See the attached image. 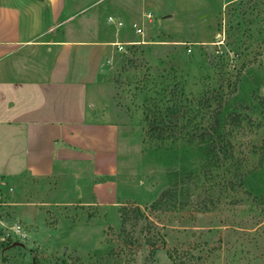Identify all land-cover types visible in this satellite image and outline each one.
Masks as SVG:
<instances>
[{
  "label": "rangeland",
  "instance_id": "obj_1",
  "mask_svg": "<svg viewBox=\"0 0 264 264\" xmlns=\"http://www.w3.org/2000/svg\"><path fill=\"white\" fill-rule=\"evenodd\" d=\"M82 1L90 13L111 0ZM126 1L127 19L111 23L126 43L111 45V98L99 106L116 108L140 148L121 161L111 201L67 200L46 182L5 180L0 264H264V0ZM147 106L160 111L164 134L180 138L147 133ZM216 108L230 116L231 154L222 160L185 140Z\"/></svg>",
  "mask_w": 264,
  "mask_h": 264
},
{
  "label": "crops",
  "instance_id": "obj_2",
  "mask_svg": "<svg viewBox=\"0 0 264 264\" xmlns=\"http://www.w3.org/2000/svg\"><path fill=\"white\" fill-rule=\"evenodd\" d=\"M87 3L0 0V181L46 182L52 195L95 203L112 200L121 161L141 143L114 106H99L111 98L104 70L124 31L110 20H126L133 4L89 13Z\"/></svg>",
  "mask_w": 264,
  "mask_h": 264
},
{
  "label": "trees",
  "instance_id": "obj_3",
  "mask_svg": "<svg viewBox=\"0 0 264 264\" xmlns=\"http://www.w3.org/2000/svg\"><path fill=\"white\" fill-rule=\"evenodd\" d=\"M169 91V90H168ZM173 94L183 95V89L179 88L178 91H175V87L170 91ZM181 99V98H180ZM157 101V100H153ZM176 99L173 101V104L176 103ZM156 106V102L153 103ZM166 110L172 112L174 117V124L178 123L179 116H176V112L178 109L175 107L166 106ZM160 111L150 110L149 106L145 108L144 112V120L147 122V133H152V135L156 136L160 140H165L171 138L172 140H176L180 138L179 132L176 133L174 130H169L166 134H164L165 129H163L162 119H160L159 115ZM239 115V114H237ZM236 115V116H237ZM172 116V114L170 115ZM230 116H224L220 109L216 108V110L212 111L206 120V124L202 125L201 131L196 134L185 133V140L187 143H195L198 146V150L201 151L202 155L207 158H214L215 160H222L230 156L231 154V144L227 137V131L225 129V125L227 122V118ZM237 120L239 121V116H237ZM169 119H171L169 117ZM161 124V125H160ZM183 129L182 127L180 128ZM173 131V132H171ZM184 135V134H183ZM183 137V136H182ZM184 138V137H183ZM230 152V153H229ZM177 171H172L169 173V179L172 175H176ZM173 185L161 191L159 196L151 203L152 206H156L160 204L164 199H167L172 192Z\"/></svg>",
  "mask_w": 264,
  "mask_h": 264
},
{
  "label": "built area",
  "instance_id": "obj_4",
  "mask_svg": "<svg viewBox=\"0 0 264 264\" xmlns=\"http://www.w3.org/2000/svg\"><path fill=\"white\" fill-rule=\"evenodd\" d=\"M150 16H151L150 13H145L144 14V18H146V19L150 18ZM110 21L115 22L113 20H110ZM142 23H140V24L133 23L132 24V27L134 28L135 32L138 33V34H142L143 33V24ZM116 24L117 25H121L122 23L120 21H116ZM124 43H126V42H118L117 41V42H114V45H116V47L118 49H123ZM4 185H5V182H0V192H1L2 188L4 187ZM0 224H3V221L1 219H0ZM13 228L16 231H18L20 229V226L18 224H14Z\"/></svg>",
  "mask_w": 264,
  "mask_h": 264
}]
</instances>
